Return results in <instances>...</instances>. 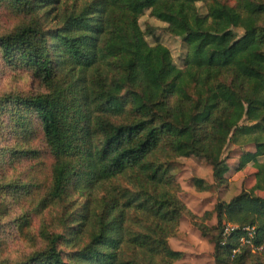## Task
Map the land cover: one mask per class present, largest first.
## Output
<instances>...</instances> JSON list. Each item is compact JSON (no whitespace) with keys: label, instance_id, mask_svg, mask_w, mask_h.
<instances>
[{"label":"trees","instance_id":"trees-1","mask_svg":"<svg viewBox=\"0 0 264 264\" xmlns=\"http://www.w3.org/2000/svg\"><path fill=\"white\" fill-rule=\"evenodd\" d=\"M3 3L24 21L0 35V61L29 72L44 92L0 96V123L18 141L0 155L37 153L26 142L32 115L52 163L41 193L29 182L0 185V251L10 191L22 233L31 216L56 213L42 222L40 249L0 264H173L182 254L169 239L182 216L212 244L214 264H264V172L250 190L215 203V226L206 225L211 212L187 209L173 173L178 158L196 157L221 186L229 142L255 149L238 169L264 156V0ZM147 11L185 45L181 67L158 40L148 43L154 34L139 24ZM192 185L210 188L197 178ZM224 223L238 227L225 239ZM246 227L261 250L240 246Z\"/></svg>","mask_w":264,"mask_h":264},{"label":"rangeland","instance_id":"rangeland-1","mask_svg":"<svg viewBox=\"0 0 264 264\" xmlns=\"http://www.w3.org/2000/svg\"><path fill=\"white\" fill-rule=\"evenodd\" d=\"M201 14L205 9L198 5ZM24 17L13 11L7 4H0V35H4L22 24ZM143 30L151 29L153 36H147L148 43L152 44L158 40L165 46L172 55L174 64L181 67V60L186 52L183 42L165 31V25L156 21L145 12L139 20ZM240 35L241 31L238 30ZM44 88L33 79L31 74L23 68H8L0 61V96L11 93L21 96L37 95L43 93ZM29 120L30 136L27 139V148L36 151L34 156L21 155L11 156L9 154L0 155V185L7 182L34 183L41 193L49 184V174L51 158L45 148L40 132L39 123L32 115L27 116ZM16 135L5 130V125L0 123V149L7 145L16 144ZM23 141V144L26 143ZM254 152L253 146H238L228 143L222 154V159L228 166V173L225 175V183L221 186L214 185L211 167L202 159L196 157L178 158L175 161L173 171L180 187V200L197 217H202L204 213L211 212L206 220V225L215 226L214 205L217 201L228 202L242 190H250L255 183L254 174L264 172V156L249 162L243 168H239L242 153ZM1 152V151H0ZM15 159V160H14ZM203 180L210 186L209 190L198 192L192 185V179ZM10 191V190H9ZM37 191V192H38ZM3 193H0L2 195ZM259 195L264 194L259 192ZM12 191L8 193L7 204L9 210L6 212L2 230L3 235H7L5 246L0 251V259L8 260L10 263L16 262L33 251L41 248L40 229L42 222L50 223L56 213L54 209H47L41 217L31 216V223L27 233H22L17 229L16 217L21 214L19 206L13 204ZM1 209V208H0ZM25 209L30 210L28 207ZM53 222V221H52ZM172 250L180 252L182 258L173 264H214L212 252L213 246L208 239L202 238L200 233L192 227L186 217H181L179 222V232L169 239Z\"/></svg>","mask_w":264,"mask_h":264},{"label":"built area","instance_id":"built-area-1","mask_svg":"<svg viewBox=\"0 0 264 264\" xmlns=\"http://www.w3.org/2000/svg\"><path fill=\"white\" fill-rule=\"evenodd\" d=\"M238 229L237 226L229 224V223H224L223 225V230H222V235L223 238L225 239L227 236H229L232 232L236 231ZM241 231L243 232V236L239 240L240 246H248L251 247L253 250L259 251L261 248H254L253 247V240L255 237V230L254 228L251 227H246L242 228ZM223 244V243H222Z\"/></svg>","mask_w":264,"mask_h":264}]
</instances>
